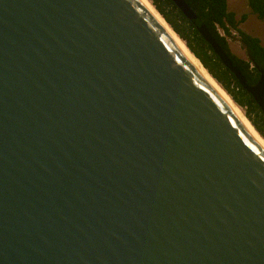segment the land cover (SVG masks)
<instances>
[{
	"label": "water",
	"instance_id": "95a60500",
	"mask_svg": "<svg viewBox=\"0 0 264 264\" xmlns=\"http://www.w3.org/2000/svg\"><path fill=\"white\" fill-rule=\"evenodd\" d=\"M0 264H264V151L139 0H0Z\"/></svg>",
	"mask_w": 264,
	"mask_h": 264
},
{
	"label": "trees",
	"instance_id": "16d2710c",
	"mask_svg": "<svg viewBox=\"0 0 264 264\" xmlns=\"http://www.w3.org/2000/svg\"><path fill=\"white\" fill-rule=\"evenodd\" d=\"M150 1L172 30L184 41L187 48L200 61L207 72L228 93L236 104L245 108L244 115L264 138V114L253 105V101L243 91L234 75L222 65L210 45L201 37L197 30V28L203 26L224 51L232 64L247 78V83H252L251 75H248L250 72L247 71L246 65L243 66L245 69L242 70V66L236 62L218 31V27L222 25V18L226 14L225 1L183 0L196 15L195 20H188L171 0ZM254 80L252 77L253 82Z\"/></svg>",
	"mask_w": 264,
	"mask_h": 264
},
{
	"label": "flooded vegetation",
	"instance_id": "af4514ba",
	"mask_svg": "<svg viewBox=\"0 0 264 264\" xmlns=\"http://www.w3.org/2000/svg\"><path fill=\"white\" fill-rule=\"evenodd\" d=\"M224 1L226 14L222 18V25L218 27L220 35L229 50L236 51L232 55L242 66L241 69H245L243 66L246 65L247 71L250 72L247 73L251 75L252 83L248 84L247 78L240 72L243 81L264 101V0ZM241 88L253 101V105L263 113L255 102V94L251 95L242 86ZM241 109L245 113V108Z\"/></svg>",
	"mask_w": 264,
	"mask_h": 264
},
{
	"label": "bare ground",
	"instance_id": "6f19581e",
	"mask_svg": "<svg viewBox=\"0 0 264 264\" xmlns=\"http://www.w3.org/2000/svg\"><path fill=\"white\" fill-rule=\"evenodd\" d=\"M145 9L157 21L162 30L168 35L172 43L178 48L185 60L196 70L197 74L208 84V86L217 93L221 99L227 104L231 112L241 122L246 132L255 140V142L264 151V139L256 132L250 122L246 119L243 111L231 100V98L223 91V89L212 79L206 70L200 65L190 51L185 47L184 43L178 38L172 28L162 19L155 8L148 0H139Z\"/></svg>",
	"mask_w": 264,
	"mask_h": 264
},
{
	"label": "rangeland",
	"instance_id": "374dc122",
	"mask_svg": "<svg viewBox=\"0 0 264 264\" xmlns=\"http://www.w3.org/2000/svg\"><path fill=\"white\" fill-rule=\"evenodd\" d=\"M218 31H219V30H218ZM219 33H220V32H219ZM230 52L233 53V54H235L236 51H235L234 49H230Z\"/></svg>",
	"mask_w": 264,
	"mask_h": 264
}]
</instances>
